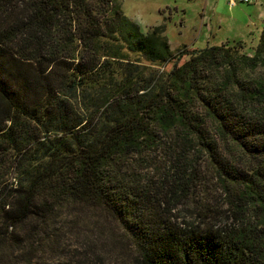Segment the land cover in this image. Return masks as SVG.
<instances>
[{
  "label": "trees",
  "instance_id": "1",
  "mask_svg": "<svg viewBox=\"0 0 264 264\" xmlns=\"http://www.w3.org/2000/svg\"><path fill=\"white\" fill-rule=\"evenodd\" d=\"M114 5L0 0V183L7 166L17 178L1 198L4 231L27 221L41 193L72 196L96 200L124 224L139 247L135 264H264V80L244 78L264 71V25L250 53L241 41L192 49L168 73L146 75L135 60L119 62L128 54L171 61L166 27L143 33ZM213 129L250 165L222 155ZM172 130L174 185L194 141L231 184L223 225L178 223L149 183L126 173Z\"/></svg>",
  "mask_w": 264,
  "mask_h": 264
},
{
  "label": "rangeland",
  "instance_id": "2",
  "mask_svg": "<svg viewBox=\"0 0 264 264\" xmlns=\"http://www.w3.org/2000/svg\"><path fill=\"white\" fill-rule=\"evenodd\" d=\"M157 2L163 7L157 11L159 19L154 26L165 25L164 34L175 57L167 63L154 64L146 60L145 56L128 54L121 60L123 62H119L130 63L135 60L134 63L140 64L146 75L150 72L168 73L173 66L181 65L190 57L188 53L178 56L192 49L241 41L244 44L242 50L250 53L258 43L264 25V0L238 2L234 9L229 0ZM245 16L248 20L244 19ZM244 78L253 86L258 79L264 80V71L261 68L247 71ZM213 138L217 140L219 152L226 158L240 167L250 165L239 147L230 142L223 143L214 129ZM156 139L162 145L142 156L141 161H130L126 173L149 183L153 195L162 199V208L168 210V215L178 223L203 225L212 222L223 225L229 214L226 185L231 184L226 182L218 163L194 141L186 149L188 167L184 178L174 185L173 178L178 175L177 161L166 150L169 144L174 145L175 139L179 138L172 130L167 135L159 132ZM16 181L14 170L7 166L0 183V212L2 196L7 199ZM46 195L41 193L37 196L36 205L32 207L34 213L24 224L9 227L7 231L0 224V257L5 261L11 260L14 264L136 263L138 245L124 224L115 219L102 204L94 199L72 196L51 198ZM154 205L157 210L158 206Z\"/></svg>",
  "mask_w": 264,
  "mask_h": 264
},
{
  "label": "clouds",
  "instance_id": "3",
  "mask_svg": "<svg viewBox=\"0 0 264 264\" xmlns=\"http://www.w3.org/2000/svg\"><path fill=\"white\" fill-rule=\"evenodd\" d=\"M126 19L147 32L159 19L157 11L163 5L157 0H115V5Z\"/></svg>",
  "mask_w": 264,
  "mask_h": 264
},
{
  "label": "built area",
  "instance_id": "4",
  "mask_svg": "<svg viewBox=\"0 0 264 264\" xmlns=\"http://www.w3.org/2000/svg\"><path fill=\"white\" fill-rule=\"evenodd\" d=\"M251 0H229L230 6H235L238 2H250Z\"/></svg>",
  "mask_w": 264,
  "mask_h": 264
},
{
  "label": "crops",
  "instance_id": "5",
  "mask_svg": "<svg viewBox=\"0 0 264 264\" xmlns=\"http://www.w3.org/2000/svg\"><path fill=\"white\" fill-rule=\"evenodd\" d=\"M234 7H236V5H235V6H233V9H234ZM230 8H231V7H230ZM233 9H230V10H233ZM244 15H245V14H244ZM244 19H245V20H248L246 16H245V18H244ZM245 20H244V21H245Z\"/></svg>",
  "mask_w": 264,
  "mask_h": 264
}]
</instances>
